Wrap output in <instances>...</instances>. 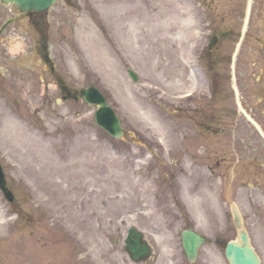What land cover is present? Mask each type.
<instances>
[{"label":"rangeland","instance_id":"obj_1","mask_svg":"<svg viewBox=\"0 0 264 264\" xmlns=\"http://www.w3.org/2000/svg\"><path fill=\"white\" fill-rule=\"evenodd\" d=\"M246 1L58 0L38 26L21 17L8 28L0 38V162L23 200V217L32 221L40 208L47 217L38 224L49 231L94 237L101 264H131L123 250L131 225L152 243L159 264H189L179 235L188 227L208 238L193 264H227L223 245L237 237L234 203L264 264V143L235 110L229 88ZM0 11V23L16 15ZM40 27L54 73L37 51ZM218 32L226 39L211 58L222 60L227 112L215 101L210 107L220 106L227 120L209 145L176 105L188 102L187 91L208 97L202 49ZM235 74L244 109L264 129V0L253 2ZM60 84L97 86L121 119L122 139L95 124V106L60 101ZM9 208L0 193V212H7L0 237L13 229ZM16 227L15 243L30 250L29 231Z\"/></svg>","mask_w":264,"mask_h":264},{"label":"flooded vegetation","instance_id":"obj_2","mask_svg":"<svg viewBox=\"0 0 264 264\" xmlns=\"http://www.w3.org/2000/svg\"><path fill=\"white\" fill-rule=\"evenodd\" d=\"M3 6L4 4L1 3ZM1 12V11H0ZM30 19L32 20V12H30ZM12 23L15 22L14 18ZM0 30V38L3 37L4 30ZM212 63L207 65L205 72L206 77V93L208 97L197 100L196 98L192 102L185 104V111L188 113L191 119L199 122V124L206 130L212 131L216 129L213 126V122L219 123L218 128L222 127L227 120V114L220 110V106L223 109V100L225 98V89L221 81V73L218 68V60L212 58ZM211 101L217 102L220 106L219 109L211 106ZM220 110L219 112H216ZM225 111V108L223 109ZM217 133V132H216ZM207 137V135H206ZM260 139V138H259ZM60 229L61 227H56ZM51 227L44 224H36V219L32 217V244L30 246V264H99L94 263L92 257H89L90 247L89 243L84 241L83 232L77 233H61L49 231ZM87 245V247H86ZM88 248V249H87ZM88 252V254H87ZM88 255V257H86ZM0 256L2 258L8 257L10 260H14L16 256L15 249L2 246L0 248ZM159 264V260L156 258L148 259L145 264ZM10 264H13L10 262Z\"/></svg>","mask_w":264,"mask_h":264},{"label":"water","instance_id":"obj_3","mask_svg":"<svg viewBox=\"0 0 264 264\" xmlns=\"http://www.w3.org/2000/svg\"><path fill=\"white\" fill-rule=\"evenodd\" d=\"M16 4L21 11L35 10L43 11L51 6L56 0H4ZM249 9V4H248ZM248 12V10H247ZM247 20V18H246ZM128 74L133 81H137V75L131 70H128ZM233 87L236 91V87L233 83ZM75 96L81 95L83 99L90 104H98L99 108L95 113V121L105 130H107L113 137H121L123 131L120 125V121L106 102V99L100 93V91L94 86H88L87 88L80 89L79 92H74ZM237 95V91H236ZM240 110L245 114L243 109L239 106ZM248 120L260 131L259 126L247 115ZM4 176L0 168V187L4 190L6 196L11 197V193L4 187ZM233 223L238 230V238L230 240L226 243L224 254L229 264H260V259L255 253L253 247L250 244L248 234L242 227V221L234 207L232 206ZM140 234H136L135 231L130 228L128 235L125 239L126 250L130 256L137 260L139 256L146 255L148 248L145 244L139 243ZM182 246L186 257L189 261H193L197 255L198 247L204 242V238L194 232L193 230H184L181 234Z\"/></svg>","mask_w":264,"mask_h":264},{"label":"bare ground","instance_id":"obj_4","mask_svg":"<svg viewBox=\"0 0 264 264\" xmlns=\"http://www.w3.org/2000/svg\"><path fill=\"white\" fill-rule=\"evenodd\" d=\"M145 116H148V115L145 114ZM4 227H5V218L3 214L0 212V232L4 230Z\"/></svg>","mask_w":264,"mask_h":264}]
</instances>
